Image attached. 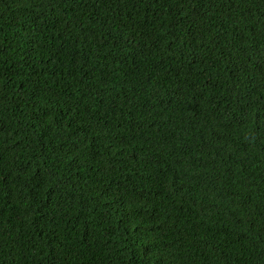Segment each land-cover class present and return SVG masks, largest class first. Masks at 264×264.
<instances>
[{
  "label": "trees",
  "instance_id": "16d2710c",
  "mask_svg": "<svg viewBox=\"0 0 264 264\" xmlns=\"http://www.w3.org/2000/svg\"><path fill=\"white\" fill-rule=\"evenodd\" d=\"M0 264H264V0H0Z\"/></svg>",
  "mask_w": 264,
  "mask_h": 264
}]
</instances>
